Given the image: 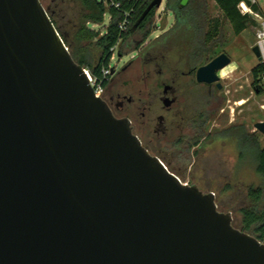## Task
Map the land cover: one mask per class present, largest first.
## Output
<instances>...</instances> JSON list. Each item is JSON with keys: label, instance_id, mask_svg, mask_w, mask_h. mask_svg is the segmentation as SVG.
Returning a JSON list of instances; mask_svg holds the SVG:
<instances>
[{"label": "water", "instance_id": "95a60500", "mask_svg": "<svg viewBox=\"0 0 264 264\" xmlns=\"http://www.w3.org/2000/svg\"><path fill=\"white\" fill-rule=\"evenodd\" d=\"M230 62L197 81L221 87ZM90 76L40 0H0V264H264V242L151 154Z\"/></svg>", "mask_w": 264, "mask_h": 264}, {"label": "rangeland", "instance_id": "374dc122", "mask_svg": "<svg viewBox=\"0 0 264 264\" xmlns=\"http://www.w3.org/2000/svg\"><path fill=\"white\" fill-rule=\"evenodd\" d=\"M259 1L264 11V0ZM203 2L205 11L198 17L199 29H195V17L187 25L177 26L175 14L166 9V0H163L156 7L152 23L141 41L144 34L134 33L114 47L111 68L104 70V75L108 80L107 85L113 90H127L135 98L141 97L161 109L160 97L148 96V90L160 85L174 71H191L193 75L197 67L208 63L221 52L230 55V64L218 72L222 88H217L216 93L220 103L205 127L206 130L212 129V132L202 140L201 146L182 141L171 145L172 142L162 134L150 132L143 126L142 107H130L128 112L134 121L135 131L146 143L147 139L153 141L152 146L160 150L156 153L169 169L184 182L195 184L204 192H213L219 209L230 211L233 224L239 227L242 219L240 209L251 205L249 187L263 184V178L256 170V160L246 150L242 152L237 136V131L244 129L247 133H253L259 144L264 146V133L255 130V123L264 120V76L259 82L261 90L254 86L252 76V68L259 63L252 51L257 41L258 22L253 17L255 21L236 35L230 20L215 0ZM64 7L65 23L72 27L80 4L77 0H66ZM108 22L109 15L106 14L103 25L90 23V26L102 34ZM138 46L141 48L136 52ZM191 48L195 49L193 59L198 48L205 50L197 60H193ZM190 77L181 76L182 85L189 90L187 110L193 109L197 96L205 95L209 89L190 82ZM92 78L94 83H100L97 78ZM107 85H103L104 90ZM241 100L244 102L240 104ZM176 124L177 127L181 124L180 117ZM226 129L230 133L225 136L223 131ZM263 205L264 197L260 203V206Z\"/></svg>", "mask_w": 264, "mask_h": 264}, {"label": "trees", "instance_id": "16d2710c", "mask_svg": "<svg viewBox=\"0 0 264 264\" xmlns=\"http://www.w3.org/2000/svg\"><path fill=\"white\" fill-rule=\"evenodd\" d=\"M80 4V10L75 15V21L70 25L65 23V15L55 13L49 10L50 17L62 35L66 45L69 47L74 59L89 69L92 76L97 78L103 85H107V77L104 76V70L111 68L110 61L113 56L114 47L134 33H143V37L148 32V26L151 25L155 15L156 7H153L147 16L135 25L151 0H116L120 3L119 7L107 6L100 0H77ZM182 0H166V9L172 11L176 17L177 26H185L194 17L197 18L195 29H199L198 17L205 11L203 0H189L186 5L181 4ZM249 0H215L224 12V15L230 20L234 33L240 34L254 18L250 13H243L239 7L240 2ZM255 10H260L263 14L260 4L252 5ZM126 12L130 13L129 23L126 29L120 27V23L126 17ZM109 15V22L104 32L96 31L90 26V23L103 25L105 15ZM201 46V45H200ZM196 53L197 60L204 53L198 48ZM253 84L256 88L262 89L260 81L264 76V61L259 62L252 68ZM224 135H229V129L223 131ZM242 152L246 150L256 160V170L263 178V184L259 186H250L248 195L251 199V205L242 207L241 226L235 227L247 231L264 242V205L260 206L264 197V146H261L253 133H247L244 129L237 131Z\"/></svg>", "mask_w": 264, "mask_h": 264}, {"label": "flooded vegetation", "instance_id": "af4514ba", "mask_svg": "<svg viewBox=\"0 0 264 264\" xmlns=\"http://www.w3.org/2000/svg\"><path fill=\"white\" fill-rule=\"evenodd\" d=\"M40 1L48 11L51 10L58 14L65 10L64 6L66 0ZM141 46H138L135 51L137 52ZM191 50L192 52L190 56L192 58L195 49L193 50L191 48ZM196 53L195 55H197ZM195 59L196 58L193 60ZM183 75L191 76L192 79H190V82H196L209 87L205 95L202 94L197 96L198 100L195 103L194 108L189 110H187L186 105V99L188 97L187 92L189 90L182 85L181 76ZM195 79L196 71L193 75H191V71H174L167 79L162 80L160 85L148 90V96L160 97L162 102L161 109L150 102L143 100L141 97L138 99L135 98L133 94H129L127 90L115 91L108 85L104 90L102 97L116 117H126L130 120L133 132L139 137L142 144L149 150V152L154 155H159L156 152H160V150L152 146L153 141L147 139L148 142L146 143L135 131L134 121L130 118L128 109L130 107H133V109L142 107L144 110L141 114L145 119L143 126L147 127L150 132L154 131L159 135L162 134L165 139L172 142L171 145L182 141L185 143L187 142L188 145L195 143L196 145L201 146L202 140L209 137L212 132V129L206 130L205 127L210 120L213 110L217 108V105L220 103L216 90L217 88H222V86L219 87L217 82H199ZM257 90L259 89L257 88ZM165 100L169 101V104H165ZM178 117L181 118V124H178L179 126L177 127L176 120Z\"/></svg>", "mask_w": 264, "mask_h": 264}, {"label": "built area", "instance_id": "2783aa9c", "mask_svg": "<svg viewBox=\"0 0 264 264\" xmlns=\"http://www.w3.org/2000/svg\"><path fill=\"white\" fill-rule=\"evenodd\" d=\"M103 1L107 6H115L119 7L120 3L116 0H101ZM250 2L242 1L239 4V7L243 13H250L258 22L257 25V41L256 44L259 46L260 53L262 56V61H264V14L260 10H255L253 8V4H260L259 0H249ZM262 8V7H261ZM129 16L130 13L126 12V17L124 20L120 23V27L123 29H126L129 23ZM105 76V75H104ZM90 80L93 83V86L95 88V91L98 95H102L104 92L103 84L100 82L99 84L94 83L92 76H90Z\"/></svg>", "mask_w": 264, "mask_h": 264}, {"label": "bare ground", "instance_id": "6f19581e", "mask_svg": "<svg viewBox=\"0 0 264 264\" xmlns=\"http://www.w3.org/2000/svg\"><path fill=\"white\" fill-rule=\"evenodd\" d=\"M224 70V69H223ZM227 70V69H226ZM227 72V71H226ZM244 102V100H241V101H239V103L241 104V103H243Z\"/></svg>", "mask_w": 264, "mask_h": 264}]
</instances>
